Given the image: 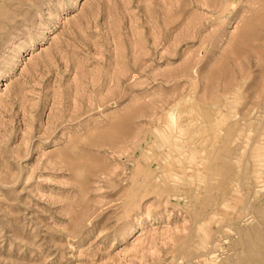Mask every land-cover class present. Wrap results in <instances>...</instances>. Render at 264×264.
I'll return each mask as SVG.
<instances>
[{
    "label": "rangeland",
    "instance_id": "374dc122",
    "mask_svg": "<svg viewBox=\"0 0 264 264\" xmlns=\"http://www.w3.org/2000/svg\"><path fill=\"white\" fill-rule=\"evenodd\" d=\"M263 197L264 0H0V264H264Z\"/></svg>",
    "mask_w": 264,
    "mask_h": 264
},
{
    "label": "bare ground",
    "instance_id": "6f19581e",
    "mask_svg": "<svg viewBox=\"0 0 264 264\" xmlns=\"http://www.w3.org/2000/svg\"><path fill=\"white\" fill-rule=\"evenodd\" d=\"M260 166H261V164L259 163L258 170L260 169ZM261 178H263V176L260 175V174H257V180H258V182H259V180H260ZM263 198H264V197H263ZM262 200H263V199H262Z\"/></svg>",
    "mask_w": 264,
    "mask_h": 264
}]
</instances>
